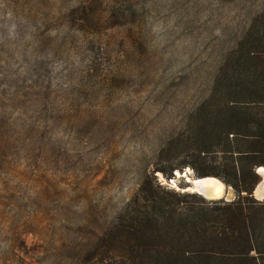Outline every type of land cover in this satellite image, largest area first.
<instances>
[{
	"label": "rangeland",
	"instance_id": "374dc122",
	"mask_svg": "<svg viewBox=\"0 0 264 264\" xmlns=\"http://www.w3.org/2000/svg\"><path fill=\"white\" fill-rule=\"evenodd\" d=\"M263 1L0 0V264H65L93 238L85 214L108 226L145 174L199 193L189 166L170 188L153 170L185 161L160 150L201 126Z\"/></svg>",
	"mask_w": 264,
	"mask_h": 264
},
{
	"label": "trees",
	"instance_id": "16d2710c",
	"mask_svg": "<svg viewBox=\"0 0 264 264\" xmlns=\"http://www.w3.org/2000/svg\"><path fill=\"white\" fill-rule=\"evenodd\" d=\"M206 101L198 130L174 143L168 140L160 150L180 147L187 151L185 161L171 163L168 172L164 167L153 172L169 179L173 170L189 166L199 178L221 180L235 199L173 193L145 174L108 226L95 230L94 213L87 212L81 229L89 228L93 238L86 244L72 238L68 251L60 249L71 256L56 261L264 264V202L252 196L260 181L256 170L264 167V1L219 67Z\"/></svg>",
	"mask_w": 264,
	"mask_h": 264
},
{
	"label": "bare ground",
	"instance_id": "6f19581e",
	"mask_svg": "<svg viewBox=\"0 0 264 264\" xmlns=\"http://www.w3.org/2000/svg\"><path fill=\"white\" fill-rule=\"evenodd\" d=\"M257 170L259 175L263 178V182H264V168H258ZM191 183H192V187L196 189L198 192L200 191V189H204L203 191L205 192L204 195L213 200L221 198L225 189L223 184L213 177L196 179ZM255 195L258 198L264 197V185H258Z\"/></svg>",
	"mask_w": 264,
	"mask_h": 264
},
{
	"label": "built area",
	"instance_id": "2783aa9c",
	"mask_svg": "<svg viewBox=\"0 0 264 264\" xmlns=\"http://www.w3.org/2000/svg\"><path fill=\"white\" fill-rule=\"evenodd\" d=\"M160 184H162L165 188H170V186L174 185V180L173 179L162 180L160 181Z\"/></svg>",
	"mask_w": 264,
	"mask_h": 264
},
{
	"label": "water",
	"instance_id": "95a60500",
	"mask_svg": "<svg viewBox=\"0 0 264 264\" xmlns=\"http://www.w3.org/2000/svg\"><path fill=\"white\" fill-rule=\"evenodd\" d=\"M258 168H264V167H258ZM257 168V169H258ZM258 171V170H257ZM257 174L259 175V173L257 172ZM203 178H206V177H203ZM208 178V177H207ZM260 184L259 185H264V182H263V178L261 177V180H260V182H259ZM204 191V189H200V191L199 192H201V193H197L198 195H200V196H204V195H202V193L204 194L205 192H203ZM205 197V196H204ZM219 199H221V198H219ZM261 199H264V197H262V198H259V200L261 201ZM211 200H213V199H211Z\"/></svg>",
	"mask_w": 264,
	"mask_h": 264
}]
</instances>
